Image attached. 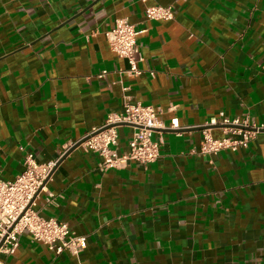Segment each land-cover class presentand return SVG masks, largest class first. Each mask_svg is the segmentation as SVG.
Listing matches in <instances>:
<instances>
[{"label": "crops", "instance_id": "crops-1", "mask_svg": "<svg viewBox=\"0 0 264 264\" xmlns=\"http://www.w3.org/2000/svg\"><path fill=\"white\" fill-rule=\"evenodd\" d=\"M156 6L173 17L148 20ZM117 20L144 30L140 76L106 39ZM125 95L158 110L159 158L101 171L96 153L71 151L34 209L86 247L57 255L23 232L3 264H264V130L246 149L190 153L220 112L264 122V0H0V181L26 154L58 158ZM117 130L121 153L133 130Z\"/></svg>", "mask_w": 264, "mask_h": 264}, {"label": "built area", "instance_id": "built-area-1", "mask_svg": "<svg viewBox=\"0 0 264 264\" xmlns=\"http://www.w3.org/2000/svg\"><path fill=\"white\" fill-rule=\"evenodd\" d=\"M145 16L148 20H167L173 17V12L169 7L156 6L146 9ZM143 32L125 20H117L113 28L105 33L111 50L128 63V69L123 73L134 77L142 73L138 68L142 55L137 37ZM157 116V109L133 102L130 96L125 95L123 110L109 114L101 127L93 129L83 138L80 147L99 156L101 171L124 169L130 161L146 166L160 156L161 141L152 139L153 131L162 128ZM120 126H129L133 130L127 149L121 153L118 150L117 130ZM177 127V122L173 120L171 128ZM212 127L222 131L220 138L212 136ZM262 130L264 122L255 124L248 119H230L220 112L204 124L199 149L197 152L192 149L190 153L211 156L220 151L246 149L251 139ZM73 145L66 146L58 158L48 162H38L32 154H26L23 171L12 181H0V264H3L2 257L16 252L19 236L23 232L29 233L34 240L57 255L67 252L77 257L86 247L85 237L75 235L66 223L44 217L34 209L41 192L52 197L46 190V184L57 162Z\"/></svg>", "mask_w": 264, "mask_h": 264}, {"label": "water", "instance_id": "water-1", "mask_svg": "<svg viewBox=\"0 0 264 264\" xmlns=\"http://www.w3.org/2000/svg\"><path fill=\"white\" fill-rule=\"evenodd\" d=\"M84 141V139L80 140L79 142H77L76 144H74V146L72 148H70L63 156L61 159H63L65 156H67V154H69L71 151L75 150L76 148H78L80 146V144ZM60 159V160H61ZM59 161L57 162L56 166L58 165ZM1 245V242H0Z\"/></svg>", "mask_w": 264, "mask_h": 264}]
</instances>
